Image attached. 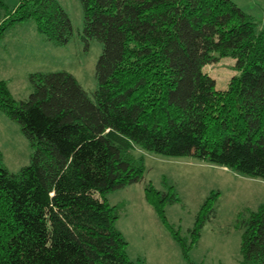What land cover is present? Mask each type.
Here are the masks:
<instances>
[{
    "label": "trees",
    "instance_id": "obj_1",
    "mask_svg": "<svg viewBox=\"0 0 264 264\" xmlns=\"http://www.w3.org/2000/svg\"><path fill=\"white\" fill-rule=\"evenodd\" d=\"M80 1L82 37L103 45L94 99L65 70L31 73L27 100L0 79V109L33 147L18 173L0 152V264H141L106 198L144 179L134 144L264 179V29L252 15L233 0ZM29 19L57 45L74 35L58 0H21L7 24ZM226 55L239 73L217 90L203 66ZM145 194L163 220L164 204L178 199L151 184ZM216 197L198 211L194 238ZM239 223L242 264H264V204Z\"/></svg>",
    "mask_w": 264,
    "mask_h": 264
},
{
    "label": "rangeland",
    "instance_id": "obj_2",
    "mask_svg": "<svg viewBox=\"0 0 264 264\" xmlns=\"http://www.w3.org/2000/svg\"><path fill=\"white\" fill-rule=\"evenodd\" d=\"M233 1L256 19L257 32L264 29V0ZM20 2H0V79L7 82L14 98L27 100L30 97L31 73L65 70L73 74L94 99L98 87L96 66L103 45L95 38L87 41L82 37L81 1L58 0L74 30L65 45L49 41L38 31L33 19L7 24L8 13ZM235 62L233 56L226 55L203 66L214 78L217 90L226 89L231 77L239 73ZM130 150L144 161V179L106 193L109 204L118 206L120 216L115 226L128 242L129 258L141 264H242L244 229L239 219L264 204V179L196 156L160 154L138 144ZM0 152L4 165L12 173L29 165L33 153L20 124L2 109ZM148 184L178 197L164 204V220L146 198ZM213 193L217 195L215 213L194 238L192 229L196 215Z\"/></svg>",
    "mask_w": 264,
    "mask_h": 264
}]
</instances>
